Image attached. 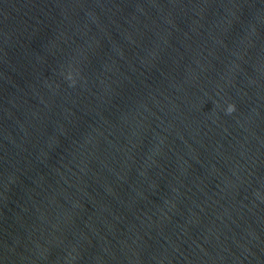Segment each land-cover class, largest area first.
<instances>
[{"label":"clouds","instance_id":"1","mask_svg":"<svg viewBox=\"0 0 264 264\" xmlns=\"http://www.w3.org/2000/svg\"><path fill=\"white\" fill-rule=\"evenodd\" d=\"M234 110H235V106H234V105H229L227 111H228L229 113H231V112L234 111Z\"/></svg>","mask_w":264,"mask_h":264}]
</instances>
